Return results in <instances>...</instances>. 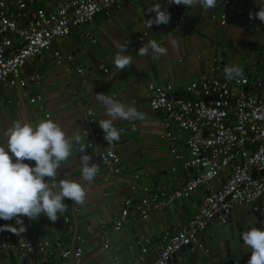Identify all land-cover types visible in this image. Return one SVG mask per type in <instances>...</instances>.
I'll use <instances>...</instances> for the list:
<instances>
[{
	"label": "crops",
	"instance_id": "obj_1",
	"mask_svg": "<svg viewBox=\"0 0 264 264\" xmlns=\"http://www.w3.org/2000/svg\"><path fill=\"white\" fill-rule=\"evenodd\" d=\"M171 1L177 5L175 3L178 0ZM221 1L218 0L214 9L204 10L199 5L191 7L185 25L166 31L165 25L148 27L146 21L151 18L150 8L156 3L167 8L171 15L170 21H173V5L169 1L127 0L118 11L107 16L96 15L90 23L72 29L70 35L53 42L51 48L72 54L74 66L82 68V75L66 74L61 65L53 63L48 51L21 70L22 76L36 74L37 84L28 82L22 89L0 87V146L7 145L4 133L16 120L35 125L39 120L49 118L59 124L69 137L77 132L82 137V131H88L82 113V106L86 105V110L92 112V122L88 125L93 134L99 135L95 139L99 141L98 149L109 148L119 158L122 167V174L119 175L108 174L97 161L100 169L97 177L91 184H84L86 202L74 205L77 223L74 246L80 247L82 251L79 264L133 261L138 255L134 242L137 240L142 245L145 239L149 241L144 255L146 262L137 264L152 262L161 246L162 234L175 223H186L204 197L205 191L197 189L191 194L190 200L177 201L171 209L150 212L146 220H138L136 203L139 194L130 190L124 176L130 178L138 189L147 187L166 191L176 189L187 176L172 162L166 144L158 138L161 131L160 115L148 108V84H169L177 98H186L183 86L202 76L214 75L210 71L214 59L218 63L223 61L224 69L228 65H239L243 69V76L249 79L264 74V63L261 64L264 58V29L247 28L245 16L232 17L223 26L211 22V13L224 11ZM42 3L43 0H38L36 6ZM261 6H264V0H236L234 8L247 13ZM142 35H145L144 41L138 42V37ZM153 39L167 48V55L153 59L151 50L149 55H138V49ZM121 44L127 45V54L132 56L131 65L123 71L118 70L113 63ZM99 64L107 69V74L97 69ZM218 74L225 72L218 70ZM35 91L41 100L31 104L29 98ZM101 93L135 106L145 115L143 120H116L114 124L121 130V138L114 146L107 144L99 128V121L107 118L103 106L95 99V94ZM88 142H91L90 137ZM82 143L87 154L93 157V146L88 148L84 139ZM79 156L77 145L68 161L62 163L55 182L69 179L83 183ZM25 163L34 166V162ZM172 168L175 170L171 171ZM213 184L217 188L220 181H214ZM128 197H132L135 204L129 209L127 223L114 231L113 221ZM70 202L65 200L67 210L55 223L44 215L36 220L22 217L26 231L21 234H16L15 220H0V239L9 233L13 242L26 241L32 245L43 241L50 244L59 242L62 248L67 249L73 232ZM131 218L137 219L136 222H130ZM216 225V222L211 223L213 231ZM205 232L208 231L204 229L202 235ZM105 240L109 242L106 250L103 249ZM128 246H131V250H128ZM11 254L19 255L7 252L8 257ZM34 254L36 264H40V254ZM232 262L230 260L228 263ZM0 264H5L1 257Z\"/></svg>",
	"mask_w": 264,
	"mask_h": 264
},
{
	"label": "built area",
	"instance_id": "obj_2",
	"mask_svg": "<svg viewBox=\"0 0 264 264\" xmlns=\"http://www.w3.org/2000/svg\"><path fill=\"white\" fill-rule=\"evenodd\" d=\"M125 1L43 0L36 6L38 0H0V87L22 89L28 82L37 84L36 74L22 76L21 70L48 51L53 63L61 65L66 74L82 75V68L74 66L72 54L51 48L53 42L70 35L72 29L90 23L96 15L107 16L118 11ZM235 3L236 0L221 1L224 11L211 13L209 20L223 26L232 17L245 16L247 28L264 29V22L249 19V12H258L259 8L244 13L242 9L234 8ZM172 22L177 23V20ZM144 38L145 35L138 37V42H143ZM217 64L214 59L210 70L214 75L202 76L183 86L186 98H177L169 84L147 85L148 108L160 115L158 138L166 144L172 162L187 176L170 191L138 189L124 176L125 184L139 194L137 219L146 220L150 212H161L165 208L171 209L177 201L190 200L197 189L205 191L191 218L184 224H173L162 234L157 255L147 264H167L170 256L180 249L200 247L197 234L214 218L224 223L233 205L244 207L257 200L264 201V77L249 79L243 76L229 81L225 74H218ZM97 69L102 74L108 73L101 64ZM40 100L35 91L29 103ZM85 113L89 124L92 112L86 110ZM81 134L87 141L86 146L91 148L89 132L84 129ZM93 138L98 139L99 135L94 133ZM97 161L108 174H122L119 158L111 149L99 150ZM214 181H220L219 187H214ZM134 204L132 197L125 199L113 221L114 231L127 223L129 209ZM137 219L131 218L130 222L135 223ZM108 244L105 240L103 249L106 250ZM134 246L138 255L133 261H112L111 264L146 262L144 255L149 241L145 239L141 245L136 240ZM7 252L20 255L58 252L62 259L71 256L73 264H79L82 253L78 246L69 251L59 242L43 241L35 245L26 241L13 242L11 235L5 233L0 239V257Z\"/></svg>",
	"mask_w": 264,
	"mask_h": 264
},
{
	"label": "clouds",
	"instance_id": "obj_3",
	"mask_svg": "<svg viewBox=\"0 0 264 264\" xmlns=\"http://www.w3.org/2000/svg\"><path fill=\"white\" fill-rule=\"evenodd\" d=\"M218 0H178L177 5L188 8L199 5L204 10L214 9ZM151 18L148 27L167 25L171 15L167 8L156 3L150 8ZM249 19L264 22V6L258 12H249ZM159 59L167 55V48L156 40H150L138 49V55H149ZM126 44L118 46L113 63L123 71L132 63ZM225 79L232 81L243 76L239 65H228L224 69ZM95 99L105 110L107 118L99 121L104 140L114 146L120 141V131L115 127L116 120L137 121L145 119L144 113L135 106L126 105L107 94H95ZM7 148L0 146V220H15L16 234L26 231L22 217L36 220L41 215L55 223L67 210L65 200L83 205L86 202L84 184H91L97 177L99 165L93 163L92 155L87 154L79 132L69 137L62 127L49 118L32 123L16 120L4 133ZM79 145L81 180L61 179L56 181L62 163L68 161L73 149ZM25 161L34 162V166ZM4 227H11L5 225ZM244 248L251 250L247 264H264V228L251 227L241 234Z\"/></svg>",
	"mask_w": 264,
	"mask_h": 264
},
{
	"label": "water",
	"instance_id": "obj_4",
	"mask_svg": "<svg viewBox=\"0 0 264 264\" xmlns=\"http://www.w3.org/2000/svg\"><path fill=\"white\" fill-rule=\"evenodd\" d=\"M172 5L173 2L169 1ZM190 8L184 5H173L174 18L177 23L170 21L165 25L166 31L170 28H177L178 26L185 25V20L189 19ZM218 70L224 71V62L217 64ZM259 75V74H258ZM264 77V74H261ZM99 80L101 78H98ZM86 105L82 106L83 118L86 123L89 137L93 143V163L97 164V153L99 151L97 143L93 138V133L90 126L87 124L86 118ZM73 202H70V216L73 224L72 237L67 250L71 251L75 248L74 240L76 237L77 223L74 217ZM216 222L215 231L212 230L211 223ZM219 223V225H218ZM264 228V201L257 200L249 206L237 207L233 205L232 212L226 218L224 223H220L217 218L208 221L205 225L206 231L202 235V232L197 234L198 248H192L191 246L180 249L170 256L167 264H229L231 260L233 262L248 261L251 257V250L245 249L241 239L243 231L251 227ZM40 264H73L72 257L69 256L66 259H62L58 252L51 254L39 255ZM10 260L13 264H36L35 254L30 255H12L1 257V261L5 264H9ZM231 264V263H230Z\"/></svg>",
	"mask_w": 264,
	"mask_h": 264
},
{
	"label": "rangeland",
	"instance_id": "obj_5",
	"mask_svg": "<svg viewBox=\"0 0 264 264\" xmlns=\"http://www.w3.org/2000/svg\"><path fill=\"white\" fill-rule=\"evenodd\" d=\"M260 30V29H259ZM264 63V58L261 60V64ZM253 74V73H252ZM248 75H250V73H248ZM253 77V75H252Z\"/></svg>",
	"mask_w": 264,
	"mask_h": 264
},
{
	"label": "trees",
	"instance_id": "obj_6",
	"mask_svg": "<svg viewBox=\"0 0 264 264\" xmlns=\"http://www.w3.org/2000/svg\"><path fill=\"white\" fill-rule=\"evenodd\" d=\"M9 264H13V262L10 260V263Z\"/></svg>",
	"mask_w": 264,
	"mask_h": 264
}]
</instances>
